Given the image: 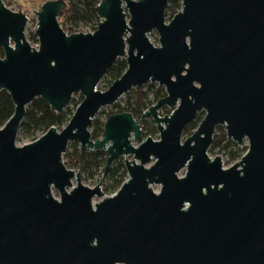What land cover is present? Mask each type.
Returning <instances> with one entry per match:
<instances>
[{"label":"water","instance_id":"1","mask_svg":"<svg viewBox=\"0 0 264 264\" xmlns=\"http://www.w3.org/2000/svg\"><path fill=\"white\" fill-rule=\"evenodd\" d=\"M168 1L100 0L96 28L67 33L57 20L67 2L46 0L32 9L35 47L26 12L0 0V90L14 105L0 126V264H264V0H180L166 20ZM119 58L124 72L98 89ZM154 82L165 95L138 120L109 114L92 138L101 107ZM77 92L61 129L16 144L34 99L61 113ZM163 106L171 112L159 115ZM147 116L159 138L135 145ZM220 125L247 142L228 167L208 155ZM70 142L104 151L103 175L123 157L127 178L112 195L102 177L90 187L67 166Z\"/></svg>","mask_w":264,"mask_h":264},{"label":"trees","instance_id":"2","mask_svg":"<svg viewBox=\"0 0 264 264\" xmlns=\"http://www.w3.org/2000/svg\"><path fill=\"white\" fill-rule=\"evenodd\" d=\"M100 0H78V3L67 2L65 10L61 11L58 16L65 17L74 22L72 27L63 29L67 33L78 32L81 27L86 23L91 26L87 27V30H94L97 26L99 18L95 12V6ZM81 5V8L79 7ZM181 8L180 0H169L166 11L177 12ZM83 21V24H79V21ZM29 39L37 41L36 35L33 31L29 33ZM0 55L2 50L0 48ZM127 64L124 58L117 59L106 71L111 78V83L118 78L125 70ZM110 83V84H111ZM151 85V84H149ZM135 106H132L130 112L133 116L141 115L143 106L145 105L146 93L137 89L136 91ZM164 95L163 89L158 88L156 90L155 98L158 99ZM14 111V105L9 94L3 90H0V126H2L7 119L12 115ZM74 110L64 109L63 112L57 113L52 111L49 105L41 98L34 99L26 109L25 117L21 122L18 135L21 138H28L33 141L43 132H45L50 126H56L57 129H61L69 120ZM92 127L91 136L93 139L100 136L103 124L96 123L90 125ZM193 126V121L188 128ZM145 133H150L154 130V127L143 126ZM224 131L219 135H214L212 143L209 148V152H213L218 146L221 145L222 141L225 140ZM70 149L67 148L63 154V160L67 166L79 170L85 179H93L102 173L103 176V191L105 193L115 191L119 188L121 183L127 177L126 170L122 161H116L108 169L107 173L103 175V170L106 162V154L102 150L90 151L88 149L81 150L80 146L72 145ZM235 146L232 142L226 141L223 147L228 149V158L231 162H234L245 152L246 146L231 148Z\"/></svg>","mask_w":264,"mask_h":264},{"label":"rangeland","instance_id":"3","mask_svg":"<svg viewBox=\"0 0 264 264\" xmlns=\"http://www.w3.org/2000/svg\"><path fill=\"white\" fill-rule=\"evenodd\" d=\"M46 0H2L3 4L8 7L11 10L14 11H18L22 10L25 11L27 16H28V22L26 25V29H25V36L27 38V40L29 41V43L32 46L37 47L38 46V41H33L31 39H29V33L30 31H33V28L36 24V16L34 14V11L38 10L40 5ZM66 2H71V3H78V0H65ZM79 7L81 8V5H79ZM25 8L27 10H25ZM30 8V9H28ZM32 9L34 11H32ZM174 13H172V11H166L165 16H166V20H169L172 15ZM57 20L59 21L60 26L63 28H68V27H72L74 25V22L70 19H67L65 17H57ZM79 24H85L83 23V21H79ZM91 25L89 23H86L83 27L80 28V32H92L93 30H87V27H90ZM155 32V36L151 38V41L153 42L154 45H158V35L157 32L154 30ZM111 83V78L107 75L104 74L101 79L99 80L98 84H97V88L100 90H105L107 89V87L110 85ZM151 84V85H149ZM158 88L163 89V92L165 94V90L163 87L159 86L156 82L154 83H145L143 84L140 88H136L133 87L132 89H130V91L126 92L125 94H123L121 97L118 98V100L111 104V105H106L103 106L99 109V111L96 113V115L94 116L92 122L90 125H94L96 123H101L103 124L105 119L107 118V116L109 114L112 113H118V112H122V111H130V109L132 108V106H135V100H136V90L137 89H141L146 93V98H145V105L143 106V111L146 110L151 104H154L156 102V98H155V94H156V90ZM160 98V97H159ZM82 99V95L80 92L74 93L71 101L68 103V105L65 107L66 109L69 110H74L77 106V104L81 101ZM172 108L171 107H160L158 109V113L159 115H164V114H169L171 112ZM139 115H136L135 118L139 119ZM203 118V111H200L196 118L193 120V126L185 129L182 133V139L186 138L187 136H189L190 134L193 133V131L197 128L199 122L201 121V119ZM142 125L145 126H151L154 127V130L150 133H145V131L143 130V133L141 134L140 138L135 141V145H137L140 141H142L143 139H145V137H147L148 135L151 136L153 139H158L159 138V134L158 131L155 129V123L153 121V119L149 116L143 119L142 121ZM89 130H92V127H89ZM224 131L225 133V129L223 126H217L215 129V133L214 135H219ZM31 140H29L28 138H21L20 135H17V140H16V144L17 145H21L23 143L29 142ZM226 141H230L232 142L235 146H231V148H237V147H247V142L246 140H244L242 145H238L236 142H233L232 140H228L225 137V140L222 141L221 145L218 146L216 149H214L213 152H209L208 151V155L210 157H214L215 155H219L221 156L222 162H223V166L224 167H228L229 165H231L233 162H231L228 158V149H225L223 147V145L225 144ZM75 143L77 144V146H79L78 142H70L68 147H70V149L73 147L72 145ZM130 158V156H129ZM123 157H121L119 159V161H122ZM239 159V158H238ZM115 163V162H114ZM72 168V167H71ZM75 169V168H73ZM77 170V169H75ZM185 172V168L181 169V171L179 172V175H183ZM103 179L102 173H100L98 176L94 177L93 179H85L84 176L82 175V180H83V184L87 185V186H94L100 179ZM104 180V179H103ZM104 183V182H103ZM153 189L155 191L159 190V185H154ZM103 190V189H102ZM116 191V190H115ZM115 191H111L108 193H105V196H109L112 195ZM52 194L54 197L58 198L59 194L58 192L53 189L52 190ZM99 198L98 197H94L93 201H98Z\"/></svg>","mask_w":264,"mask_h":264},{"label":"flooded vegetation","instance_id":"4","mask_svg":"<svg viewBox=\"0 0 264 264\" xmlns=\"http://www.w3.org/2000/svg\"><path fill=\"white\" fill-rule=\"evenodd\" d=\"M164 95H165V94H164ZM164 95H163V96H164ZM163 96H162V97H163ZM160 98H161V97H160ZM164 107H165V106H164ZM128 112H130V111H128ZM142 112H143V111H142ZM199 112H200V111H199ZM199 112H198V113H199ZM198 113H197V114H198ZM203 115H204V112H203ZM140 116H141V115H140ZM147 117H149V116H147ZM134 118H135V116H134ZM139 118H140V117H139ZM145 118H146V117H145ZM195 118H196V117H195ZM135 119H137V118H135ZM137 120H138V119H137ZM142 121H143V120H142ZM142 121L140 122V126H141L142 133H143V125H142ZM192 121H193V120H192ZM192 121H190V122L188 123V125L186 126L185 129H188V127H189V125L191 124ZM155 129H156V125H155ZM185 129H184V130H185ZM156 130H157V129H156ZM225 136H226V135H225ZM213 137H214V135H213ZM209 148H210V147H209ZM208 151H209V149H208ZM120 158H121V157H120ZM120 158L116 159L114 162L119 161ZM114 162H113V163H114ZM113 163H112V164H113ZM122 163H123V159H122ZM112 164H111V165H112ZM123 164H124V163H123ZM110 167H111V166H110ZM124 167H125V166H124ZM125 170H126V168H125ZM126 175H127V173H126ZM126 178H127V177H126ZM126 178H125V179H126ZM102 189H103V182H102Z\"/></svg>","mask_w":264,"mask_h":264}]
</instances>
